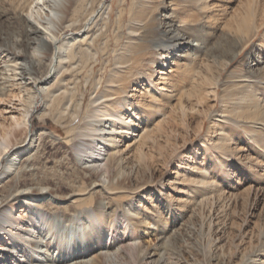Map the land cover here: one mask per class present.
<instances>
[{"label":"rangeland","instance_id":"rangeland-1","mask_svg":"<svg viewBox=\"0 0 264 264\" xmlns=\"http://www.w3.org/2000/svg\"><path fill=\"white\" fill-rule=\"evenodd\" d=\"M21 2L0 0V109L19 107L14 95L22 90L29 104L27 77L44 73L41 68L30 74L27 70L30 56H35L33 61L37 57L35 45H26L27 27L14 10ZM173 5L176 11L170 10L168 0H73L67 22H77L67 33L80 28L92 11L104 9L88 37L72 50L76 67L61 77L72 92V105L55 117L39 118L34 113L28 126L32 134L44 132L35 171L55 196L41 202L51 210L73 211L77 203L83 210L99 208L95 221L100 220L104 228L101 251L114 252L105 264H264V125H252L247 118L231 114L237 96H251L255 105L248 104L247 110L264 103V0H173ZM165 13H170L165 18L168 22L162 24ZM22 14L26 16L25 11ZM170 28L190 37V45L175 47L173 40L164 68L155 64L152 72L151 63H142L139 70L150 71L155 81L158 70L178 60L172 74L179 75L173 81L180 92L162 100L165 116L153 111L144 116L140 111L150 125L143 133L152 131L138 139L132 134L142 131L134 128L117 145L113 175L103 186L100 174L89 177L82 163L92 153L93 137L85 133L88 100L108 92L107 82L120 74L118 68L134 50L136 38L152 44ZM133 30L138 35L131 36ZM89 37L95 39L91 42ZM184 51L188 52L185 57ZM150 57L151 53L144 54ZM20 72H24V84H7L14 73L20 78ZM135 76L129 75L130 79ZM127 85L126 94L120 96L135 94L130 96L132 101L147 98L140 92L151 90L146 77L139 84L129 80ZM134 86L139 91H133ZM43 108L38 102L34 109L41 113ZM0 115L1 139L11 119L3 118L7 113ZM153 118L159 120L157 128L151 126ZM18 129L11 137L13 144L24 138V129ZM223 143L229 148L219 146ZM25 177L29 183V174ZM5 194L0 189V201ZM24 207L12 204L15 214ZM131 208L137 214L129 215ZM138 241L145 255L134 248Z\"/></svg>","mask_w":264,"mask_h":264},{"label":"bare ground","instance_id":"bare-ground-1","mask_svg":"<svg viewBox=\"0 0 264 264\" xmlns=\"http://www.w3.org/2000/svg\"><path fill=\"white\" fill-rule=\"evenodd\" d=\"M168 2L171 5L170 10L176 11L177 7L173 5V0H168ZM72 8L74 9L73 0H23L20 5L14 8L17 10V17L21 18L25 24L24 29L28 28L24 30L27 39L26 45L30 43L35 45L37 59L33 61L32 58L35 56H30L27 70L30 74L33 70L41 68L44 73L37 77L36 75L27 77L30 86L26 89H30V96L29 93L25 94L27 98L31 99L29 104L22 98L24 94L22 90L20 94L14 95L20 103L19 107L16 106L17 104H12L10 108L4 106L0 109L2 114L7 113V116L3 117L4 119H11L5 136H1L0 139V189L6 192L0 201V264H105L109 263L108 259L114 253L112 251L102 253L101 251L104 228L100 227V220L95 221L99 208L91 206L83 210L79 209V203L73 211H70L69 208L55 210L46 208L41 202L42 198L50 196L52 200H55V196L50 193L51 187L47 181L44 178H37L35 171L38 168L37 163L40 161L39 149L44 132L40 130L37 134L35 133L36 135L31 133L28 126L32 116L35 113L39 118H43L45 115H54L53 117H55V114H64L60 109L68 110V107L72 105V92L67 83H62L61 77L76 67L72 61V50L76 48L75 44L88 37L91 25L100 17L101 10L104 9L100 6L97 11H92L80 28L67 33V30L74 27L77 22H67L68 14ZM24 11L26 16L22 14ZM169 14L161 15L160 22L162 24L168 22L165 21V18L169 17ZM30 18L36 22H32ZM138 26L140 28L142 23H138ZM135 33L133 30L130 35H138ZM160 34L158 41H154L152 44L148 39L146 42L145 39L136 38L134 50L118 68L120 74L115 75L116 78L107 82L108 92L103 93L102 91L101 94H94L88 100L87 116L90 117L85 121V133L93 137L92 143H90L92 153L87 154L89 160L82 163L87 168L86 171H89V177L100 174L101 178L98 181L103 186L110 183L109 176L113 175L112 164L116 163V156L119 155L117 145L123 139L129 138L136 128H140L142 132L132 134V137H138V139L152 131V129H148L147 133H143L150 125L145 124L140 111L144 116H147L149 111L155 112L158 117L165 116L162 100L172 92L175 94L180 92V86L173 81L179 75L172 74V69L175 70L179 67L178 60L173 59L170 68L158 70L159 75L155 81L151 80L152 73L150 71L145 72L144 68L139 70L142 63H151L152 72H155L153 68L155 64L164 68L166 58L170 54L169 49L173 46L171 45L173 40L177 42L174 44L175 47L181 44L190 45V37L184 38L172 28L164 29ZM199 38L197 39L200 40ZM29 39L32 42H28ZM94 39L95 37H92L91 42ZM79 46L77 45V47ZM192 49L194 50L191 46ZM149 53L153 57L144 58V54ZM187 54L188 52L184 51L183 57ZM128 73L130 76L134 74L136 76L130 79ZM17 75L14 73L7 84L12 86L24 84L22 81L24 72L19 73L20 78H17ZM144 77L149 79L151 90L147 88L140 94H147V98L141 101H132L130 96L135 94L120 96L121 93L126 94L129 80L139 84ZM91 86L94 88L93 84ZM58 89L60 90L57 91ZM132 90L139 91L135 86ZM83 99L82 95L77 104L78 110L81 108ZM38 102H41L44 107V111L41 113L34 109ZM124 104L125 106L120 107ZM234 104L236 107L233 108L231 114L236 118H247L252 125H264V103L259 108L247 110L248 104H251L252 107L255 104L250 95L244 94L237 96ZM242 108H244L243 113L241 112ZM163 120L161 119V121ZM153 121L154 124L151 126L157 128L159 120L153 118ZM140 124L143 126L140 127ZM20 127L24 129V138L13 144L11 137ZM78 144L80 141L73 145ZM219 146L229 148L228 143ZM76 157L78 159L82 157L79 151L76 152ZM102 167H104V171L100 169ZM26 174H29L31 178L29 183L25 180L27 179ZM95 180L92 181L93 184L96 183ZM18 202L23 203L25 207L19 214H15L12 204ZM100 205L103 208L104 203ZM135 209H129V215L137 214ZM134 248L143 255L146 254L144 250H141L140 241L134 242ZM53 251H56L55 254ZM100 259L105 262L100 263ZM259 262L257 261L258 264H260Z\"/></svg>","mask_w":264,"mask_h":264}]
</instances>
